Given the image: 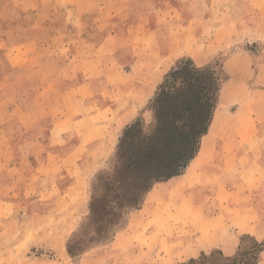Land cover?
Returning a JSON list of instances; mask_svg holds the SVG:
<instances>
[{
  "label": "crops",
  "instance_id": "crops-1",
  "mask_svg": "<svg viewBox=\"0 0 264 264\" xmlns=\"http://www.w3.org/2000/svg\"><path fill=\"white\" fill-rule=\"evenodd\" d=\"M181 58L220 62L227 75L209 131L185 172L156 184L104 247L179 264L232 256L243 235L264 239V0H0V264L25 228L15 203L34 185V201L52 205L32 229L78 225L87 180L124 127L150 118ZM178 210L184 221L154 228L151 250L134 244Z\"/></svg>",
  "mask_w": 264,
  "mask_h": 264
},
{
  "label": "trees",
  "instance_id": "trees-1",
  "mask_svg": "<svg viewBox=\"0 0 264 264\" xmlns=\"http://www.w3.org/2000/svg\"><path fill=\"white\" fill-rule=\"evenodd\" d=\"M226 81L220 62H174L147 105L150 118L138 117L122 129L111 156L113 167L95 175L86 212L66 243L70 257L110 243L156 184L185 172L209 131ZM263 251L264 239L243 235L232 256L212 250L179 264H258Z\"/></svg>",
  "mask_w": 264,
  "mask_h": 264
},
{
  "label": "rangeland",
  "instance_id": "rangeland-1",
  "mask_svg": "<svg viewBox=\"0 0 264 264\" xmlns=\"http://www.w3.org/2000/svg\"><path fill=\"white\" fill-rule=\"evenodd\" d=\"M247 48L252 50L250 49L251 47ZM253 51L255 50L253 49ZM111 156L104 163V165L89 180H87L86 192L83 198L85 205L81 214V219L86 212L90 187L95 175L99 172L109 171L113 167V159ZM4 157L6 161L12 159L11 154ZM9 173L11 175H15V179L18 177V174H15L16 172L14 171ZM63 182L65 183L67 180H63ZM35 189V185L28 189L27 195L29 194V196L27 197L30 199L29 201L25 200L26 196H22L23 200H19L15 203L18 211L21 212L22 222L25 224V228L17 226V229H14L16 231L15 238H17V246H15V248H13L11 251V260L10 263L7 264H140L141 256L136 255V249L131 248L130 251L126 249H120V251H118L119 249L111 251L109 250V247H104L105 245L90 248L85 253L76 258L70 257L66 252V243L77 226L74 229H70L71 226L70 223L67 222V218L65 219L64 228H62V222L59 224L60 227H55L57 224H55V222L52 220V223L49 224V226L51 225V229H32V226L37 223V220L33 221L34 216L36 217L37 214H41L42 210L49 209L52 205L49 201H34L36 196L33 195V192ZM31 198H33V200H31ZM183 211H173L174 213H170L168 215L169 217H166L165 215L163 218L157 219L156 224L151 229H148L153 232L150 234H142L140 239L134 242V244L143 245L144 248L149 247L151 250L153 246L151 242H153V240L156 238V235L159 234V230L154 228H158L160 226V229H175V227L171 228L170 226L168 227L164 224L168 221H184V218L182 217V213H184ZM31 216L33 217L31 218ZM159 236L161 235L159 234ZM167 236L169 237V234ZM164 237H166V234ZM173 244L175 247H178L176 243L173 242ZM29 246H33L35 250L31 252ZM164 246L165 247H162L160 250V256L165 255L166 253L168 254L170 250L169 246ZM40 250L47 251L46 255H40V253H37ZM217 259L218 257L216 256V260ZM153 264L155 263L153 262Z\"/></svg>",
  "mask_w": 264,
  "mask_h": 264
},
{
  "label": "snow or ice",
  "instance_id": "snow-or-ice-1",
  "mask_svg": "<svg viewBox=\"0 0 264 264\" xmlns=\"http://www.w3.org/2000/svg\"><path fill=\"white\" fill-rule=\"evenodd\" d=\"M179 145H177V148H178V150H179ZM246 239V238H245ZM244 243V240H241V244H243Z\"/></svg>",
  "mask_w": 264,
  "mask_h": 264
}]
</instances>
